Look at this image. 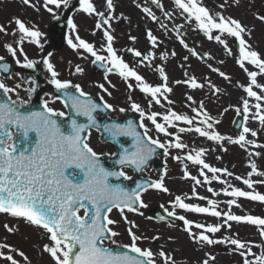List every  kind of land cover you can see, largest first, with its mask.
I'll return each mask as SVG.
<instances>
[{"label":"snow or ice","instance_id":"1","mask_svg":"<svg viewBox=\"0 0 264 264\" xmlns=\"http://www.w3.org/2000/svg\"><path fill=\"white\" fill-rule=\"evenodd\" d=\"M153 2L158 7L161 6L160 0H153ZM233 2L238 5L240 0H233ZM174 3L182 13L187 14V19H194L197 22L198 28L205 33L209 40L215 39L219 44L224 46L229 54H231V49L228 48L226 40L222 39L221 36L233 37L238 41L239 59L237 63L250 78V84L244 87V91L247 97L254 98L257 103L252 106L256 109L255 112H252L247 98L243 99L242 107L235 108L237 115H243L245 122L241 126L242 131L238 134L237 138L222 135L219 131L215 130V126L220 124V120L212 117L207 111H203V102L200 103V110L192 109L193 112H196L197 117L201 113L203 114V119L199 121V124L202 126L192 127L194 125V118H190L186 114H178L175 111H170V114L163 115V120L172 127L176 126L175 122H183L189 125V127H181L179 128V132H195L200 137H204L208 141H214L217 144L222 145L223 142L227 141L245 150H247L248 145L264 148V145L256 144L255 141L247 138L248 134L252 137L258 135L255 130L246 126L250 113L252 118L258 119L260 125L264 127V103H262L264 102V84L258 83L257 79L258 75H264V59H261L260 54L252 50L251 45L245 40L244 34L250 35V32L235 18L225 17L220 13L213 15L207 7L203 6L202 0H174ZM23 4L32 8L36 7L33 0H23ZM62 4L67 7L69 0H43V7L49 13L53 12V8L50 5L59 8ZM105 4L108 12L107 15L104 11L97 10L93 0H79V10L88 16L99 17L95 27L96 29H103L106 46L102 45L101 48L108 55L99 54L96 46L82 39L79 34H76L74 38L69 36L67 40L68 45L73 50L82 49L84 52L89 53L94 58L92 62L94 64L101 62V66L105 67L107 73H112L115 69L118 75L125 81L130 78L135 80L140 92L151 98L149 107H151L152 102L160 104L161 97L168 100L167 94L172 93L173 89L168 84L169 76L163 66L156 69L163 83L154 86L147 82L141 74L130 67L117 54L113 46L115 38L109 31L111 28L110 21L114 18L113 14L115 12L114 0H105ZM220 7L223 8L224 5H220ZM142 10L153 21L158 19L151 9L144 7ZM165 15L169 16L170 14L165 13ZM257 19L264 22V15L257 16ZM14 23L17 26V31L20 33L18 43L21 46L26 39L31 43L40 45L43 34L38 28L34 26L29 27L18 17L14 18ZM68 24L73 30L77 28V25L71 19L68 20ZM105 25H107L106 28L104 27ZM214 31H218L221 35L213 36ZM0 33H6L3 25H0ZM15 34L13 33V35ZM147 38L153 47L158 46V39L151 31L147 33ZM130 39L135 41L136 37H130ZM180 43L185 48H188L183 38L180 39ZM6 47L13 57L17 55V48L11 44L6 45ZM20 51L23 52L22 47ZM132 51L135 56L142 58L141 62L148 61L150 64L155 58V53H149V55L144 56L138 50L133 49ZM189 52L203 59L194 49H189ZM173 54L175 55V53ZM166 57L167 54L165 53L163 58L166 59ZM208 58L211 59L210 56ZM3 59L0 56V61H3ZM24 59L26 62L22 65L23 67L28 69L36 67L37 61L28 59L26 55ZM184 59L187 60L188 57H184ZM105 61L106 64L104 63ZM17 63H20V61L17 60ZM43 63L51 74L49 82L55 86L58 92L74 89L76 93H79V95H75L65 91L64 95L71 100V107L75 110L77 116H86L90 125L96 126L97 117L94 113L102 110L101 105L93 102L91 99H81V97H87L88 94L83 91L79 84L73 85L70 81L60 80L58 78L59 73L55 70L50 60L45 59ZM246 63L254 65L259 72L249 71L245 67ZM209 67L211 68V65ZM3 70L8 72L9 66L7 64L3 65ZM211 70L218 73L225 80H230V77L225 72L220 71L219 68H211ZM76 72L82 73L83 69L77 66ZM185 76L187 79L177 80L175 83L186 84L192 89L204 87L195 76L188 77L187 73H185ZM105 79H107V76ZM98 86L105 93L111 95L104 84ZM127 87L129 90L133 88L130 83ZM209 87L216 93L220 92V89L211 83H209ZM254 87L262 91L257 92L254 90ZM0 90L5 95L14 91V89L6 87L2 82H0ZM29 91H34V89H30ZM100 99L103 100V96ZM188 99L192 100V97L189 96ZM168 103L171 104L172 101L168 100ZM15 104V101L12 103L0 101V132L3 133L0 136V213L8 214L16 219H22L33 227L43 229L51 243L44 244L42 251L52 258L54 264H157L155 259L157 254L153 253L150 248H141L138 244L142 237L133 231L134 228H138V225L127 221V217L123 214L125 210L128 212H139L140 208H146L147 205L142 199V192H147L149 188L169 193V188L164 183V175H166L167 170L165 169L164 175L158 180L150 183H138L137 187L132 190L113 183V179L117 181L121 178L131 180L132 177L128 176L123 168L133 167L137 171H143L153 155L156 154L157 149H163L164 155L167 156L170 148H187V145L181 142V137L175 135L174 141H169L168 143H163L158 138L154 139L149 135V129L144 124V118L154 125L157 132L164 133L167 136H172L173 133L168 131L165 123L157 122L159 113L152 112L150 115H146L140 104L132 103V110L138 112L142 118L139 125L140 128L144 129L142 134L136 130L132 122H129L127 125L112 124L105 126V131L113 139L118 140L121 136H130L134 140V150L132 151L121 145L123 152L122 154H117L119 158L116 161L121 167L120 170L113 171L106 168L100 162L98 153L90 146L85 135L87 129L90 127L89 124H80L77 120L72 119L68 128L61 130V125L55 117H62L65 114L63 112H55L52 108L48 107L46 102L44 110L39 112H22L18 107L14 106ZM20 104L23 106L24 102L21 101ZM103 109H113V106L105 101ZM120 111L123 112L125 109L121 108ZM13 129L19 130L24 138L19 147L16 144V135ZM33 132L36 133L38 138L34 144L29 135ZM194 151L195 154L189 152L186 156H174L173 159L181 162L187 160L194 165L202 166L201 175H204V169L213 174L225 173L228 176L233 175L226 168L221 169L206 163L203 159L205 149L201 148ZM224 151H227V149H224ZM249 155L259 156L260 153H249ZM250 168L251 171L248 173V177L253 175L264 177V172L257 170V165L254 161L250 163ZM184 170L185 178L195 180L196 184L201 183L196 177L190 176V173L187 171V164L184 165ZM213 178L219 180L218 176L214 175ZM204 179L206 182H211L206 175ZM236 179L242 180L243 184L247 185L249 189H253V191H245L239 187L232 188L231 191L225 189L224 195L233 197V199L227 201L229 206L239 207L236 198H245L250 201L264 203V194L254 190V184H264V180L254 181L240 176H237ZM220 182L227 183V181ZM209 191H212V189H209ZM216 195H219V193H216ZM199 199L203 200L206 198L201 196ZM208 203L211 207H201L198 204L185 203L184 198L181 196L175 197L173 202L174 208L178 207L187 212L202 213L212 217H221L222 215L225 217L224 224L216 225L196 223L186 219L182 215L177 217L184 221L186 225L185 231L192 241L206 245L230 244L234 246L233 250L243 258V264H264V245H255L262 249L260 254L257 255L252 250L253 245L251 242L231 237L213 239L209 235L220 232L221 228L225 225L230 229L232 227L230 222H236L238 224L256 226L260 236L264 238V218L254 215H236L231 211L222 213L217 210L219 206L217 201L209 200ZM87 205H91V207L89 208ZM81 208H85L84 215L80 214ZM113 209H117L121 213L122 218L131 224V227L127 229L131 243L123 247L129 248L130 252L135 255H130L128 252L115 253L111 248L104 247L106 239L115 238L119 235L111 227L117 221L109 218L108 215ZM140 214L142 215V213ZM167 215L176 217L177 214L175 211H169ZM161 219H164V217H161ZM4 227L9 233L17 230L7 224ZM193 227L201 230L199 234L193 231ZM153 239H159V237H154ZM112 243H115L114 239ZM3 249H7L8 252H17L10 245L0 244V259L6 260L9 264H20V261L14 255L7 254ZM18 255L27 264H30L29 257L23 251H18ZM158 255L163 258L164 264H175V260L164 251L161 250ZM250 256L254 257V259H249ZM215 259V256H209L201 264H210V261H215Z\"/></svg>","mask_w":264,"mask_h":264},{"label":"rangeland","instance_id":"2","mask_svg":"<svg viewBox=\"0 0 264 264\" xmlns=\"http://www.w3.org/2000/svg\"><path fill=\"white\" fill-rule=\"evenodd\" d=\"M230 1L233 4L234 11H239L240 13L246 12L247 15L259 16L264 15V0H240L239 4H235L233 0H202L203 6L214 11L212 14L216 15L221 13L225 8L224 2ZM36 5L35 8L28 7L23 4V0H0V25H3L6 29V33H0V56L4 59H10L11 61H20L21 70L18 73L11 76L9 79L0 78L1 82L5 84L6 87L14 89L10 92L11 98L18 104L21 101L24 104L29 103L31 98L37 96L47 103L48 107L52 108L55 112L66 113V110L60 101L55 98V86L49 81L51 80V74L47 71L46 66L43 61L45 59L50 60L54 65L55 70L59 73V79L62 81H70L73 85L79 84L83 91L87 94L93 95L99 100L103 96L102 101H106L108 104L113 106L112 117H120L121 114H133L136 118L142 119L138 112H135L131 108L132 103H138L144 109L146 115H150L152 112L159 113L157 117L158 123H165L172 136H167L164 133H159L156 131L154 125L144 118V124L149 129V135L154 139H159L163 143H168L169 141H174L177 129H173L164 120L163 115L170 114V111H175L178 114H186L190 118H194V123L199 122L201 118H197L196 112L192 109H200V103L208 98L207 111L215 119L220 120V124L215 126V130L219 131L221 134L226 136H231L237 138L238 134L233 131L232 125L237 116L235 109H232L228 101L227 96L237 95L239 103L242 104L243 99L247 97L244 87L249 86L250 78L247 73L242 69L237 63L239 59V45L238 41L233 37H228L226 39L228 48L231 49V54L224 48L223 45L219 44L215 39L210 40L206 48L196 49L194 43L199 41L204 44V37L201 35L200 31L191 29L189 25H180L176 30L177 37L170 34L169 27L178 26L180 23L178 20L185 22V16L181 17L180 10L176 7L174 0H160V7H158L153 0H114L115 12L114 18L110 21L111 28L109 31L114 36L113 46L117 51V54L123 58V60L129 64L130 67L134 68L139 74H141L145 80L151 84L159 85L162 84L159 73L156 69L163 66L167 75L169 76L168 84L173 89L172 93L167 94L168 100L172 101L171 104L168 100L161 97L160 104L152 102L151 107H149L150 97H144V93L140 92L139 87L135 80L129 79L125 81L121 77L108 76L103 74H95L92 69L93 57L84 52L82 49L80 51H73L74 57L68 58L65 54L71 49L68 45L67 40L69 36L75 37L76 34L83 39L85 38L94 41L91 37L96 34L98 38L99 46H106V38L103 36V29H96L95 25L99 20V17L88 16L87 14L79 10V0H69V5L65 7L63 4L56 8L54 5H50L53 8V12L49 13L43 6L38 5L37 0H33ZM93 3L97 7L98 11H105L102 9L105 4V0H93ZM140 5V6H138ZM220 5H224L223 8ZM146 7L151 9V11L158 18L153 21L151 17L145 13L142 9ZM106 12V11H105ZM165 13H169L166 16ZM108 12H106V15ZM19 18L25 22L29 27L38 28L43 34L41 37L40 45L29 42L25 40L21 46L18 41L20 33L17 31V26L14 23V18ZM65 17L66 19H71L76 25L75 30L69 28L68 37H64L61 32H54L53 22L55 18ZM116 24L118 26V33H116ZM115 25V26H114ZM163 25V27H162ZM250 35L244 34V38L248 44L251 45V49L261 48L264 50V22L262 25L255 26L254 28L245 24L244 25ZM105 28L107 25L104 26ZM151 31L154 36L158 39V46L153 47L147 38V33ZM13 33H16L13 35ZM83 34V35H82ZM220 35L218 31L213 32V36ZM88 36V37H86ZM50 37H52L56 43L61 47H57L55 44H51ZM130 37H136L135 41L130 39ZM183 38L184 42L188 45L185 48L181 43L180 39ZM223 39V37H221ZM11 44L13 47L17 48V55L13 57L11 53L7 51L6 45ZM23 48V52L20 48ZM99 54L107 56V52L103 51L101 48L96 47ZM133 49L140 51L144 56L149 55V53H155V58L150 62L142 61L141 57L135 56L133 61H130L128 53L134 52ZM189 49H194L200 57L192 55ZM208 49V51H205ZM167 54L166 59L163 58L164 54ZM175 53V55L173 54ZM27 56L28 59L37 61L36 67L34 69H28L22 67L26 62L24 57ZM211 57L209 59L208 57ZM184 57H188L187 60ZM67 59V60H66ZM222 62V63H221ZM106 63V61H105ZM42 65L41 69L39 66ZM219 68L220 71L226 73L230 80H225L220 77L218 73L213 72L211 68ZM79 66L83 69L82 73L76 72V67ZM245 67L249 71H257L254 65L245 64ZM178 69H181V74H179ZM177 70V73H175ZM195 76L199 83L204 85L200 89H192L186 84H176L177 80H185V76ZM258 83L264 84V75H258ZM110 82V83H109ZM132 84V90H129L127 85ZM209 83L215 85L220 89L219 93L214 92L213 89L209 87ZM104 84L105 88L111 95L105 93L98 85ZM243 86V87H242ZM34 89V91H29ZM254 90L261 92V89ZM191 96L192 100L188 97ZM131 98V99H129ZM187 102V103H186ZM188 106H184V104ZM123 108L125 111L121 112L120 109ZM227 109V111H225ZM252 110V109H251ZM251 115V113L249 114ZM183 122H175V125ZM196 125V124H195ZM249 125L256 128L258 135L252 137L251 135L247 138L255 141L256 144L264 145V127H262L258 119L252 120L248 119L246 126ZM187 124H182V127L187 128ZM202 126V125H200ZM176 127V126H175ZM189 127V126H188ZM195 136L191 135L190 132H184L181 134V142L187 145L185 149H175L170 148L169 154L163 156L161 161L167 168V173L164 175V183L166 187L169 188V193H164L159 190L149 191L143 194L142 199L147 205L146 208H140L139 212L129 213L124 212V216L127 217V221L134 222L138 225V228H134L133 231L142 237L138 242L139 246L144 249L150 248L153 253L157 254L155 259L157 264H164L163 258H161L158 253L162 250L169 257L175 260V264H201L204 259H208L209 256H215V261H210V264H243V258L235 252L234 246L230 244H216V245H206L204 246L194 243L189 237L188 233L185 231L186 225L173 226L167 224L166 222H160L153 220L151 217V211L156 208H164L169 211H175L176 217L185 216L186 219L194 221L196 223H203L205 225H216L224 224L225 217H212L207 214L187 212L184 209L178 207H173V202L176 196H181L184 198L185 203L198 204L201 207H211L209 203L204 204L198 201L197 195H203L209 200H215L219 203L218 209L222 213H227L231 211L236 215H254L264 218V203L259 201H250L245 198H236L239 207L229 206L227 201L233 199V197H228L224 195V190L226 189L227 183H221L220 181L214 179L213 176L209 178L211 181L206 182V184H196L195 180L190 178H185L184 176V165L187 164V171L190 176H198L199 166L192 164V162L176 161L173 159L174 156H186L189 152L195 154L194 150H199L200 148L205 149V155L203 159L206 163H210L213 167L224 169L226 168L233 175L228 176L229 180L232 182L230 184V190L235 187H239L245 191H253L249 189L247 185L243 184L242 180H237L236 177L240 176L242 178L248 177V173L251 171L249 165L245 164L247 153L241 151L238 145H235V152H217L215 149L214 141H208L206 138L202 137L204 140L195 143ZM250 140V139H249ZM91 147L99 155H109L113 156L116 152L115 148L110 144H101L100 135L93 132ZM252 152H259L260 155H249L251 162H255L257 165V170L264 172V148H257L251 145ZM201 169V168H200ZM128 176L134 178V174L131 170H125ZM145 177L151 178L153 180H158L161 176H158L153 167H149L144 172ZM252 177V176H251ZM254 181L264 180V177L254 175L251 178ZM212 189V191H209ZM254 190L264 194V184H254ZM219 193V195H216ZM85 211L80 210V214L84 215ZM142 213V215L140 214ZM109 218L117 221V223L111 227L119 233L115 238H110L109 241H104V247H112L115 245L124 246L131 243L130 237L128 235L127 229L131 227V224L127 223L119 211L115 210L110 215ZM184 222V221H183ZM232 227L229 229L227 225L221 228V231L215 234H209L213 239H224L226 237L239 238L242 241L251 242L253 245V252L257 255L260 254L261 248L255 245H264V238L259 234L256 226L246 225V224H235L230 222ZM7 224L10 227L17 229L13 233H9L4 225ZM143 224V226H142ZM193 231L199 232L200 229L193 227ZM154 237H159V239H153ZM115 243H112V240ZM153 241L152 243H150ZM46 243H51L48 239L47 234L41 228L33 227L23 220L14 219L8 214H0V244L10 245L12 248L16 249L17 252H8L7 249H3L7 254H12L14 257L20 261V264H27L22 257L18 255V251H23L28 257L30 264H54L52 258L47 254L43 253L42 248ZM249 259H254V257H249ZM0 264H9L6 260L0 259Z\"/></svg>","mask_w":264,"mask_h":264},{"label":"water","instance_id":"3","mask_svg":"<svg viewBox=\"0 0 264 264\" xmlns=\"http://www.w3.org/2000/svg\"><path fill=\"white\" fill-rule=\"evenodd\" d=\"M55 28L54 30H59V29H62L64 31V34L67 33V28H68V23L65 19H57L56 22H55ZM130 59L132 60L133 59V56L130 55ZM7 64L9 66V71L8 72H5L3 70V65ZM93 69L95 72H104V73H107L106 72V69L105 67H102L101 66V62H97L95 64H93ZM18 71V68L15 64L11 63L10 61H6V60H3V61H0V73L5 77V78H8L10 77L13 73H16ZM112 73H117L116 70L114 69ZM1 93H2V97L0 98V101H7L8 103H12L11 100L9 99L8 95H5L3 93L2 90H0ZM67 91L69 93H72V94H75V95H79V93H76L75 91H70V90H61L59 91L58 93L59 96L58 98L63 100L64 104L67 106L68 110H69V118L63 122V125L65 126V129L68 128L69 126V122L72 120V119H75L77 120L78 123L80 124H89L90 125V122L88 120V118L86 116H83V115H79L77 116L76 115V112L75 110L71 107V100L64 95V92ZM81 99H91L93 102L97 103V104H100L101 105V109L102 110H98L97 113H103L105 115H108L109 114V110L110 109H103V103H100L99 101L95 100L94 98H91V97H81ZM15 106V105H14ZM32 106V107H31ZM31 106H15V107H18L20 111L22 112H29V111H33V112H39V111H43L44 110V106L42 105L41 101L39 100H35V102H33V104H31ZM96 113H94L95 115ZM58 121V123H60V118L58 117H55ZM129 122H132V124L135 126L136 130L139 131L141 134L143 133V128H140V122L137 121L133 116H125V119L123 121H113V120H110L109 119H101V120H97V125L96 126H91L87 129L86 133H88L89 129L90 128H94L96 130L99 131V133L102 134V141L103 142H110V143H114L115 145H117L118 147V154H122L123 152V149L121 148V145H123L124 148H127L129 151H132L134 150L133 149V144H134V140L132 137L130 136H121L119 137V139H113L108 133L107 131H105V126H108V125H112V124H119V125H127ZM245 122H244V119L241 118L240 116H238L236 118V120L234 121V125L232 126L233 127V130L236 131L237 133L238 132H241L242 131V125H244ZM17 138H16V144L17 146H21L22 142L24 141V138L22 136V134L20 133L19 130H17ZM3 133L0 132V136H2ZM30 137H31V140H32V143L34 144L36 142V140L38 139L37 136H36V133L35 135L33 133H30L29 134ZM122 140H125L127 141V145H124L123 143H121ZM162 155L164 154V150L163 149H157L156 151V154L153 155V157L151 158V160L148 162V164L144 167V170L149 167V165L155 161H158L159 159V155ZM118 155H116L114 158H108V157H100V162L106 167L108 168L109 170H113V171H116V170H120V165H118L116 163V161L118 160ZM125 168V167H124ZM127 168H131L133 170V172H135L134 174H136V178H134L133 180H129V179H125V178H121L120 180H114L113 179V183H117V184H120L122 185L123 187H125L126 189L128 190H132V189H135L137 187V184L138 183H141V182H152V180H149V179H145L142 177L143 175V171H137L135 170L133 167H127ZM164 172V166L163 165H160V167L157 169V173L158 174H162ZM151 189H154V188H149L148 190H151ZM143 193V192H142ZM85 204H87V202H85ZM89 208L91 207V205H87ZM136 213V212H135ZM109 215V214H108ZM152 217L156 220H159V221H165V222H168V223H171L172 225H175V226H179V225H182V222L175 218V217H170L166 214V212L162 209H156L152 212ZM161 217H164V219H161ZM106 240H109V239H106ZM113 250V252L115 253H124V252H128L130 255H135L134 253H131L129 249L127 248H121V247H114V248H111Z\"/></svg>","mask_w":264,"mask_h":264},{"label":"bare ground","instance_id":"4","mask_svg":"<svg viewBox=\"0 0 264 264\" xmlns=\"http://www.w3.org/2000/svg\"><path fill=\"white\" fill-rule=\"evenodd\" d=\"M37 3H38V5H41L42 4V6H43V0H37ZM224 5H225V8L222 10V12L220 13V14H223L225 17H231V18H235V19H237V20H239L243 25H245V24H247V25H249V26H251V27H255V26H258V25H262V21L261 20H259V19H257V17L256 16H253V15H247L246 14V12H244V13H240L239 11H234V10H232L233 9V4L230 2V1H225L224 2ZM102 9H104L106 12H107V9H106V5H103V7H102ZM99 10V9H98ZM180 10V9H179ZM210 10V12L211 13H213L214 11H212V9H209ZM104 11V12H105ZM105 12V13H106ZM180 13L182 14L181 15V17H183V16H185V14L184 13H182V11L180 10ZM187 15V14H186ZM184 18V17H183ZM178 22L180 23L178 26H174V27H169V31H170V34L172 35V36H174V37H177V35H176V30L179 28V26L180 25H183V24H186V25H189V27L191 28V29H195V30H197V31H200V33H201V35L205 38L204 39V44H202V43H200L199 41H197L196 43H194V45H195V48L198 50V49H201V48H206V46H207V44L210 42V40L207 38V36L205 35V33L203 32V31H201L199 28H198V26H197V22L193 19V20H189V19H187V18H185V22H183V21H181V20H178ZM115 26V25H114ZM115 31H116V33H118V26H117V24H116V28H115ZM83 35V34H82ZM221 35V34H220ZM86 37H88V36H86ZM93 39H94V41H91L90 39H88V38H85V36H84V40H86V41H88L89 43H92V44H94L96 47H98V48H101V46H99V44H98V38H96L97 36H96V34H94V35H92L91 36ZM221 37H223V39H227L228 38V36H226V35H222ZM50 41H51V44H55L57 47L59 46V44L58 43H56V41L52 38V37H50ZM59 47H61V46H59ZM102 49V48H101ZM69 51L65 54V56H67L68 58H73L75 55H74V53H73V51H80V49L79 50H73L72 48L71 49H68ZM103 50V49H102ZM252 50H255V51H257L259 54H260V57H261V59H264V50H262L261 48H257V46L255 47V49H252ZM104 51V50H103ZM205 51H208V49H205ZM67 60V59H66ZM255 67V66H254ZM255 69H257L256 67H255ZM178 71H179V74H181V69H178ZM175 73H177V70H176V72ZM228 97V101H229V103H230V105L229 106H231V108L232 109H235L236 107H242V104L241 103H239V98H238V96L237 95H232V96H227ZM187 103V102H186ZM184 104V106L186 105V106H188L187 104ZM249 103H250V107H251V109H252V112H255L256 111V109L254 108V107H252L255 103H257V101H255V99L254 98H251L250 97V99H249ZM262 103H264V102H262ZM207 106H208V98H205V101H204V109H203V111H207ZM197 110H200L199 108L197 109ZM208 112V111H207ZM209 113V112H208ZM249 117H250V119H252V120H255V119H253L252 118V116L251 115H249ZM197 118H201V120L203 119V114L201 113V115L199 116V117H197ZM182 124L183 123H178V125H176V127H173V129H177V131H176V135H179L180 137H181V132H179V128H181L182 127ZM196 124V125H195ZM189 126V125H188ZM187 126V127H188ZM195 126H200V124H199V122H196V123H194V125L192 126V127H195ZM250 126V128H252L253 130H255L256 131V128H259V125L258 126H256V127H254L253 128V126H251V125H249ZM184 133V132H183ZM187 133V132H186ZM190 134L191 135H193V136H195L196 138H195V141H194V143H193V145H195V143H198V142H201V141H203L204 142V140L202 139V137H200L197 133H195V132H190ZM222 135H225V134H223L222 133ZM226 136V135H225ZM248 136H250V134H248ZM250 140H251V138H249ZM215 143V149H217V152H229V153H234L235 152V150H236V148H235V145H233V144H230V143H228L227 141H225V142H223V144L221 145V144H217L216 142H214ZM237 148H239L241 151H243V152H245V153H247V157H246V161H245V164L246 165H249L250 166V163H251V158H249V153H251L253 150H252V147H251V145H248L247 146V150H245V149H242V148H240V147H237ZM201 149V148H200ZM224 149H227V151H224ZM210 164V163H209ZM211 165V164H210ZM199 166V170L198 171H200L199 173H198V176H197V179H199L200 181H201V183L200 184H206V181H205V179H204V176L206 175L208 178H210L211 176H213L214 177V175L215 176H218L219 177V179H221V180H225V181H227L228 182V184H226V189L227 190H229V191H231L229 188H230V184L232 183L230 180H229V178H228V176H225L224 174H219V173H216V174H213V173H211V172H209L207 169H204L203 170V172H204V175H201V167L202 166H200V165H198ZM212 166V165H211ZM254 177V175L252 176V177H246V178H253ZM201 196H203V195H200V194H198L196 197H197V199H198V201L199 202H201V203H204V204H207L208 203V198L207 197H205V196H203V197H205L206 199H203V200H201V199H199V197H201ZM235 224H237L236 222H234ZM142 226H143V224H142ZM153 241H151L150 243H152ZM200 245H202V246H204L203 244H200Z\"/></svg>","mask_w":264,"mask_h":264},{"label":"flooded vegetation","instance_id":"5","mask_svg":"<svg viewBox=\"0 0 264 264\" xmlns=\"http://www.w3.org/2000/svg\"><path fill=\"white\" fill-rule=\"evenodd\" d=\"M92 135H93V132H91L90 135H88V138H87L90 146L92 145L91 144L92 143Z\"/></svg>","mask_w":264,"mask_h":264}]
</instances>
